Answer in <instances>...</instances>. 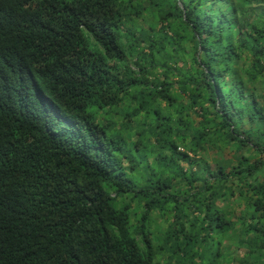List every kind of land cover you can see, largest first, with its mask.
<instances>
[{
	"label": "trees",
	"instance_id": "1",
	"mask_svg": "<svg viewBox=\"0 0 264 264\" xmlns=\"http://www.w3.org/2000/svg\"><path fill=\"white\" fill-rule=\"evenodd\" d=\"M0 33L52 83L21 115L0 64V264L260 261L264 0H0Z\"/></svg>",
	"mask_w": 264,
	"mask_h": 264
},
{
	"label": "clouds",
	"instance_id": "2",
	"mask_svg": "<svg viewBox=\"0 0 264 264\" xmlns=\"http://www.w3.org/2000/svg\"><path fill=\"white\" fill-rule=\"evenodd\" d=\"M21 51L22 49L18 48L14 44H2L0 42V64L4 65L1 67H3L5 71L8 72L7 86L6 88L5 87L4 88L10 93L11 98H15L19 103V113L21 115H25L32 90H35L38 93L42 92L45 95H49L48 91L49 90L52 91L51 90L52 83L47 81L46 71L48 70H46L39 63L37 58L35 63V69L37 71L41 69L45 71V75L41 76L42 80H40L36 76L34 70L29 67V64L28 63L25 64L23 62V59H21L18 56ZM5 53H11L13 55L10 57L11 58L10 60H2V56ZM44 54L46 56V51ZM55 103L58 105L57 102H51L52 105H55ZM65 113L67 114V117L61 118L60 120L68 121L73 127L75 126V129H77L79 127L76 125L77 119H73L71 115H69V113L67 112Z\"/></svg>",
	"mask_w": 264,
	"mask_h": 264
},
{
	"label": "rangeland",
	"instance_id": "3",
	"mask_svg": "<svg viewBox=\"0 0 264 264\" xmlns=\"http://www.w3.org/2000/svg\"><path fill=\"white\" fill-rule=\"evenodd\" d=\"M187 62H189V59H188V58H187ZM245 127H248V126H245ZM178 150H179V151H183L182 148H179ZM225 153H227V155H229L227 151H225ZM209 154H210V153H209ZM229 156L233 157L232 154L229 155ZM133 176H135V177L137 178L136 180H138L139 175H133ZM259 180H260V182L264 181V177L261 178V179H259ZM160 232H161V230H160ZM160 232H159V233H160ZM236 254H237V253H234L235 256H236ZM259 260H260V261H259L258 263H256V264H262V262H264V255L261 256ZM233 264H238V263H237V261H235V262H233Z\"/></svg>",
	"mask_w": 264,
	"mask_h": 264
}]
</instances>
